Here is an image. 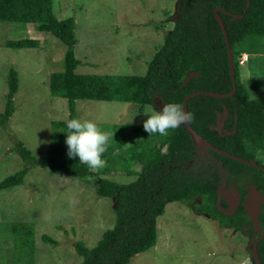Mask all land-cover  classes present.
I'll list each match as a JSON object with an SVG mask.
<instances>
[{
    "label": "trees",
    "instance_id": "16d2710c",
    "mask_svg": "<svg viewBox=\"0 0 264 264\" xmlns=\"http://www.w3.org/2000/svg\"><path fill=\"white\" fill-rule=\"evenodd\" d=\"M245 1L176 0L171 28L146 62L144 73L122 75L75 71L80 62L73 55V18L57 19L51 0H0V22L32 24L35 30L64 45L62 68L49 74L47 87L51 96L65 99L67 110L64 120L49 121V155L35 156L21 141H13V151L23 165L0 180V190L21 184L26 172L40 165L91 184L96 195L112 199L113 223L101 232L95 245L88 248L80 240L71 242L81 258L79 264H126L135 254L149 249L155 243V218L162 213L165 202L182 203L207 215L220 228L230 227L252 237L253 242L259 233H255L244 205L246 192L252 188L260 196L257 220L260 230L264 227V170L201 148L187 134L184 124L170 129L166 136H149L141 123L110 124L107 131L113 133V138L102 156L106 167L100 170H91L78 157L68 156L64 132L66 121L77 118V99L128 102L141 113L145 105L156 111L164 103L181 105L184 96L193 91L228 92L231 81L227 54L212 12L219 7L216 13L232 55L235 89L226 97H189L186 112L193 119L188 123L215 147L260 165L254 152L264 149V96L249 97L238 75L237 56L242 50L235 47L246 37H264V0H247L244 10ZM231 14L242 16L232 18ZM4 46L33 48L38 42L32 38L6 39ZM16 89L17 74L9 66L0 110V126L5 129ZM217 118L221 119L219 130ZM113 152L121 153L122 160L114 163ZM119 172L134 179L119 183L106 177ZM221 187L235 189L238 198L233 210L226 211L227 202L218 195ZM41 240L56 244L46 235H41ZM255 248L260 264H264V235ZM249 260V264H255L251 256Z\"/></svg>",
    "mask_w": 264,
    "mask_h": 264
},
{
    "label": "rangeland",
    "instance_id": "374dc122",
    "mask_svg": "<svg viewBox=\"0 0 264 264\" xmlns=\"http://www.w3.org/2000/svg\"><path fill=\"white\" fill-rule=\"evenodd\" d=\"M175 1L51 0V10L57 19L73 18V55L80 62L75 68L77 73L141 75L171 28ZM19 38L35 39L38 46H4L6 39ZM235 48L248 55V61L239 65L238 75L249 97H263L264 37H246ZM63 51L59 40L35 30L32 24L0 22V110L9 66L17 74L13 112L7 129L0 126V180L23 165L13 151L14 140L21 141L35 156L50 154L49 121L64 120L67 110L65 99L49 94L47 80L51 72L61 70ZM151 108L145 105L138 113L136 106L128 102L75 100L77 118L92 120L105 132L113 123L143 124L147 119L144 112ZM254 155L264 167V149ZM121 158V153H116L114 163ZM106 177L119 183L134 179L121 172ZM218 195L226 200L229 211L234 205L235 189L221 187ZM259 204V194L249 188L244 205L255 233L260 232ZM112 223V199L96 195L91 184L35 165L21 184L0 190V264H79L81 258L71 242L80 240L90 248ZM41 235L56 244L44 242ZM155 235L154 245L132 256L126 264L250 262L252 237L230 227L220 228L207 215L179 202H165L162 213L155 218Z\"/></svg>",
    "mask_w": 264,
    "mask_h": 264
},
{
    "label": "clouds",
    "instance_id": "9594fccd",
    "mask_svg": "<svg viewBox=\"0 0 264 264\" xmlns=\"http://www.w3.org/2000/svg\"><path fill=\"white\" fill-rule=\"evenodd\" d=\"M144 113L147 119L143 122V128L149 136L157 133L166 136L170 129H176L193 119V115L186 112L179 103H164L160 111L151 108ZM64 132L69 157H78L79 162L91 170L106 167L102 156L108 150L113 133L105 132L96 122L82 118L67 120Z\"/></svg>",
    "mask_w": 264,
    "mask_h": 264
},
{
    "label": "water",
    "instance_id": "95a60500",
    "mask_svg": "<svg viewBox=\"0 0 264 264\" xmlns=\"http://www.w3.org/2000/svg\"><path fill=\"white\" fill-rule=\"evenodd\" d=\"M247 4H248V1L246 0L245 1V4H244V10L245 8L247 7ZM217 10H221L219 7H216L213 9V16L214 18L216 19L217 23H218V26L220 28V31H221V34H222V37H223V41H224V44H225V49H226V54H227V62H228V70H229V75H230V81H231V88L228 92H225V93H217V92H212V91H204V90H201V91H193L187 95L184 96V98L182 99V102H181V106L182 108L186 111V100L189 98V97H192V96H195V95H198V94H205V95H210V96H214V97H226V96H229L230 94L233 93L234 89H235V85H234V77H233V62H232V55H231V51H230V48H229V44H228V41H227V37H226V33L224 31V28H223V25H222V22H221V19L220 17L218 16V14L216 13ZM226 14H230L229 12L227 11H224ZM232 18H240L242 16V14H231ZM224 118V116H223ZM222 118V119H223ZM184 126L186 128V132L187 134L191 137V139L193 140V142L200 146L201 148H209V149H212L213 151H216L217 153L219 154H222L228 158H231V159H234L236 161H239L243 164H246L248 166H252V167H256V168H261L264 170V167H262L261 165L259 164H256L254 163L253 161H250V160H247V159H244V158H241V157H238L236 155H233L231 153H228L224 150H221L217 147H215L214 145L210 144L209 142H207L203 137H201L199 134H197L189 125V123H184ZM221 127V119L220 118H217V130H219ZM234 198H235V201H234V205L233 207L230 209V210H233L234 207L236 206L237 204V193L235 192V195H234ZM229 210V211H230ZM264 235V227L260 230L257 238L252 242L251 244V248H250V256L252 257V259L254 260L255 264H260L259 260H258V257H257V253H256V242Z\"/></svg>",
    "mask_w": 264,
    "mask_h": 264
},
{
    "label": "built area",
    "instance_id": "2783aa9c",
    "mask_svg": "<svg viewBox=\"0 0 264 264\" xmlns=\"http://www.w3.org/2000/svg\"><path fill=\"white\" fill-rule=\"evenodd\" d=\"M247 60V55L245 53H239L237 56L238 65H242Z\"/></svg>",
    "mask_w": 264,
    "mask_h": 264
},
{
    "label": "crops",
    "instance_id": "0c3cea01",
    "mask_svg": "<svg viewBox=\"0 0 264 264\" xmlns=\"http://www.w3.org/2000/svg\"><path fill=\"white\" fill-rule=\"evenodd\" d=\"M245 53V52H244ZM247 54V53H246ZM248 56V55H247ZM247 61H248V57H247ZM246 61V62H247ZM239 78H240V80L243 82L244 80H243V78H241L240 76H239ZM243 84H244V82H243ZM245 86V85H244Z\"/></svg>",
    "mask_w": 264,
    "mask_h": 264
}]
</instances>
